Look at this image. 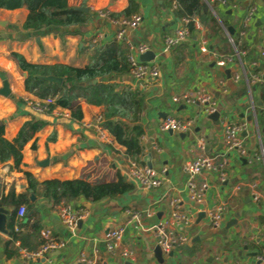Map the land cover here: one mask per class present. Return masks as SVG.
I'll list each match as a JSON object with an SVG mask.
<instances>
[{
    "label": "crops",
    "instance_id": "1",
    "mask_svg": "<svg viewBox=\"0 0 264 264\" xmlns=\"http://www.w3.org/2000/svg\"><path fill=\"white\" fill-rule=\"evenodd\" d=\"M129 1L136 6L133 14H140L142 20L137 27L126 29L125 41L134 46L144 45L146 51L153 52L154 58L148 62L159 63L160 75L146 88H139L130 74L114 80L139 88L144 94L138 121L144 130L141 161L150 163L155 171L166 169L162 184L155 189H144L131 182L127 172L132 160L126 156L124 146L99 138L96 119L102 113V106L80 101V120L71 119L69 110L64 108H58L61 110L58 114L34 113L26 101L38 98L24 90L26 73L16 68L12 58L15 52L35 64L83 67L88 62L91 45L101 46L115 40L118 26L110 13L121 12ZM207 1L215 9L212 13L204 3L214 21L202 23L196 19L188 37L168 52L163 50L164 38L180 25L173 1L68 0L74 7H83L85 3L89 19L84 26L71 28L72 33L62 36L35 34L24 28L29 13L25 7L0 8V89L2 76L10 89L8 96L0 94L4 136L11 141L31 116L44 117L47 121L23 146L17 168L12 160L0 164V264H78L82 250L88 255L97 252L98 264H260L258 257L264 255V0H228L225 4ZM251 7L253 15L247 18ZM101 11H108L109 18L100 16ZM203 40L207 52L200 51ZM140 54L136 52L138 59ZM224 56L231 59L223 66L218 65L217 61ZM201 91L214 100L213 114H206L199 104L176 103L172 99L183 93L194 96ZM167 115L193 119L192 126L186 132H164L160 122ZM226 122L245 124L240 135L246 155L230 152L225 167H220L221 159H216L215 169L204 175L210 185L193 220L186 227L179 224L171 227L173 232L185 234L188 242L172 255L162 253L159 262L153 253L155 237L147 228L167 217L172 198H179L183 208H188L185 166L202 155L213 157L223 152L222 132ZM200 139L204 143L202 149L197 146ZM24 172L31 173L39 182L37 195L33 194L34 200H29L33 202L41 229H49L55 239L65 242L63 247L36 258L24 257L21 250L36 251L42 244L40 231L37 238H32L30 231L22 227L15 233L23 236L25 243L15 239L9 232L8 219L18 207L10 199L2 202L10 190L16 196L27 190ZM119 176L132 183L131 190L115 197L94 195L99 187L116 181ZM66 181L85 183L90 194L80 193L60 203L43 194L51 189L46 183ZM254 192L259 195L257 200L253 198ZM63 202L74 210H86L74 234L60 220L58 207ZM220 204L224 205L225 214L220 227L212 229L207 212ZM132 211L140 214L138 220L130 218L128 212ZM232 218L236 226L226 235L221 234L220 229ZM31 220L23 219L26 224ZM118 227L123 230L122 239L118 249L108 253L104 235L109 228ZM7 244L16 250L15 255L7 256ZM122 249L133 250L134 259H123Z\"/></svg>",
    "mask_w": 264,
    "mask_h": 264
},
{
    "label": "trees",
    "instance_id": "2",
    "mask_svg": "<svg viewBox=\"0 0 264 264\" xmlns=\"http://www.w3.org/2000/svg\"><path fill=\"white\" fill-rule=\"evenodd\" d=\"M176 3L175 15L177 18L187 17L200 20L202 23L214 21V16L209 10H204L203 0H169ZM85 7V3H82ZM25 7L29 13L24 22V28L35 34L53 33L62 36L72 33L71 28L84 26L89 14L76 10L69 5L68 0H0V8L15 9ZM136 11V6L129 1L128 6L119 13H110L114 19L129 17ZM189 30H193L194 23H188ZM127 47L121 41L113 40L105 45H91V53L87 64L83 67H75L66 64H35L28 62L21 54L12 53V58L19 71L25 72L23 88L39 100L54 98L49 109L64 108L69 110L71 119L80 120L82 110L80 101L88 104L102 106V121L100 126L121 146L125 148V154L132 161L142 164L141 157L144 154L142 135L144 130L139 124V115L144 107V94L139 88H132L129 85H121L114 79L121 75L129 74V63L127 60ZM40 75H54L62 78L61 84L45 81L38 77ZM95 80V82H94ZM50 114V113H46ZM41 116V115H40ZM47 121L44 117L31 116L20 127L16 137L11 141L5 136V124L0 119V164L12 160L17 168L22 159V148L34 138L36 132L40 131ZM51 139V137H50ZM35 147V143L32 144ZM28 187L24 193H14L10 190L8 195L2 198V202H10L19 207L26 204V212L23 219H31L30 224L18 219L16 210L8 219L10 234L15 239H20L22 244L23 236L15 232V224L20 228L24 227L30 231L32 238H37L41 229L40 220L34 210L33 202L29 200V194L37 195L39 182L29 173L24 172ZM43 194H47L55 202L68 201L80 193L90 194V188L83 182H49ZM133 187L132 183L126 181L122 176L116 181L104 184L99 187L94 195L105 194L108 197H115L123 194ZM65 199V200H63ZM29 212H31L29 214ZM29 218V219H28ZM25 229V230H26ZM7 246V256L16 254V250Z\"/></svg>",
    "mask_w": 264,
    "mask_h": 264
},
{
    "label": "built area",
    "instance_id": "3",
    "mask_svg": "<svg viewBox=\"0 0 264 264\" xmlns=\"http://www.w3.org/2000/svg\"><path fill=\"white\" fill-rule=\"evenodd\" d=\"M220 3H227L228 0H218ZM216 2V1H215ZM203 3L207 4L210 7V11L212 13L215 12L213 6L209 5L207 0H203ZM173 8L176 6V3L173 1ZM206 5V6H207ZM254 8L251 7L247 11V18H250L253 15ZM100 16L108 17V11H101ZM113 20V19H111ZM142 20V16L140 14H133L129 17H123L117 20H113L114 23L118 26V30L114 34V39L117 41H121L125 43L127 47V60L129 63V74L135 79L139 88H146L152 83H154L160 75L159 63L156 60L151 62L148 61H140L137 58V53H143L147 50L146 46L139 45L134 46L130 42L125 41V31L128 28L137 27ZM193 22L197 23V20L182 17L180 19V25L170 34L166 35L163 42V50L164 52H168L170 48L178 45L189 35V27L188 23ZM201 52H207L206 41L203 40L200 45ZM231 57L224 56L217 61V64L220 66L225 65ZM10 64L8 65V67ZM238 74L235 75V78H238ZM173 101L176 103H190V104H199L203 107V110L206 114H213L216 111L215 102L212 97L205 91H201L197 93V95L191 96L188 93H183L177 96H174ZM32 111L36 114H46V113H61V110L58 111V108L53 110L49 109V105L54 102V98H46L44 100H28L26 101ZM96 121L99 123L97 127L99 138L103 142H112L113 138L109 135V133L104 130L100 126V122L102 121V115H98ZM193 119H178L171 115H167L160 122V129L162 131H180L186 132L192 126ZM223 152L215 156L202 155L192 161L188 162L185 166V170L187 172V180L185 182V190L188 201V208H183V203L179 198H172L169 201L170 209L167 217L160 222L159 224L151 225L147 228L151 233H153L156 245L160 247L163 254H169L173 252L175 249L183 247L188 242V237L183 233L173 232L171 227L179 224L182 226H188L190 222L193 220L195 216L196 208L199 204H201L204 200V195L206 190L208 189L210 183L207 180L206 174L208 172L215 169L216 159H221L220 167H225L228 164V155L232 151H237L240 156L246 155V150L243 146V138L240 133L244 131L245 124L244 123H234V122H226L223 125ZM197 146L199 148L204 147L203 140L200 139L197 142ZM166 169H161L160 171H155L147 164H140L135 161L130 162L127 178L134 183L139 184L144 189H155L159 187L164 179ZM223 174L220 176V180H224ZM258 193H253L254 200L258 199ZM58 207L60 220L63 225L68 229L72 234L75 233L79 221L85 217L86 210L80 208L78 210H74L71 208L69 204L61 203ZM26 212V208L24 205L18 207L16 211V215L18 219H23ZM130 214L131 219H139L140 214L138 212H128ZM208 217L210 219V227L212 229H218L220 227V223L225 214L224 205L220 204L207 212ZM15 231L18 232L22 228L19 226H15ZM123 236L122 228H109L104 235V244L106 251L108 253H113L116 249H118L119 242L121 241ZM40 237L42 239V244L36 251H27L26 249H22L21 252L23 256L26 258H36L43 256L44 254L63 247L65 242L62 240L55 239L51 235V231L49 229H41ZM134 251L129 249H122L120 251V256L127 260L134 259ZM258 261L260 264H264V255L258 257ZM78 264H98V255L97 252H93L91 255L86 254L85 251H80L77 257ZM244 264V263H237Z\"/></svg>",
    "mask_w": 264,
    "mask_h": 264
},
{
    "label": "water",
    "instance_id": "4",
    "mask_svg": "<svg viewBox=\"0 0 264 264\" xmlns=\"http://www.w3.org/2000/svg\"><path fill=\"white\" fill-rule=\"evenodd\" d=\"M75 9L83 11L85 13L88 12V8L87 7H75ZM206 9H207V6H204V10H206ZM153 58H154V53L151 52V51H146V52L141 53L139 55V59L142 60V61L152 60ZM35 77H38V78L43 79L45 81L56 83V84H61L62 83V78L54 76V75H40V74H36ZM2 80H3V84H2V87L0 89V94H2L3 96H8L10 94L8 81L6 80V78L4 76H2ZM94 82H95V80H94ZM171 132H172V130H169V133H171ZM147 165L150 167V163H148ZM29 198L31 199V201H33L34 200V195L31 194ZM199 216H200V214H199ZM233 225L236 226V221H235L234 218L229 219V221H226L225 225L220 229L221 234L226 235L228 230ZM153 253H154V257L159 262L162 261V251H161L159 246L156 245L154 247ZM169 255H172V252H170Z\"/></svg>",
    "mask_w": 264,
    "mask_h": 264
}]
</instances>
